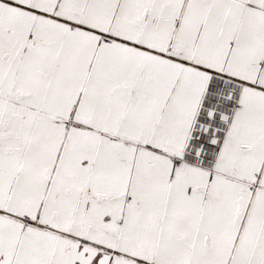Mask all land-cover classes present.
<instances>
[{
	"label": "snow or ice",
	"instance_id": "1",
	"mask_svg": "<svg viewBox=\"0 0 264 264\" xmlns=\"http://www.w3.org/2000/svg\"><path fill=\"white\" fill-rule=\"evenodd\" d=\"M0 264H264V0H0Z\"/></svg>",
	"mask_w": 264,
	"mask_h": 264
}]
</instances>
